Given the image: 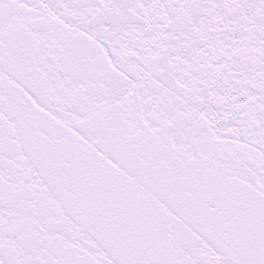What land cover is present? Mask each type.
Segmentation results:
<instances>
[{"label": "snow or ice", "instance_id": "snow-or-ice-1", "mask_svg": "<svg viewBox=\"0 0 264 264\" xmlns=\"http://www.w3.org/2000/svg\"><path fill=\"white\" fill-rule=\"evenodd\" d=\"M0 264H264V0H0Z\"/></svg>", "mask_w": 264, "mask_h": 264}]
</instances>
